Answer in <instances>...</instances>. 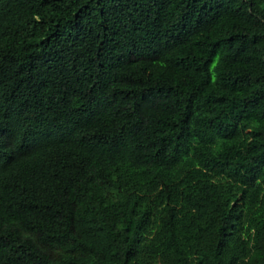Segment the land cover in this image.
I'll use <instances>...</instances> for the list:
<instances>
[{"label": "trees", "instance_id": "16d2710c", "mask_svg": "<svg viewBox=\"0 0 264 264\" xmlns=\"http://www.w3.org/2000/svg\"><path fill=\"white\" fill-rule=\"evenodd\" d=\"M0 264H264V0H0Z\"/></svg>", "mask_w": 264, "mask_h": 264}]
</instances>
